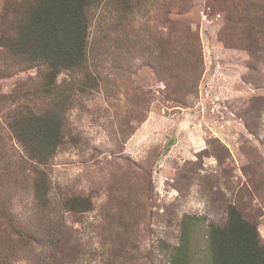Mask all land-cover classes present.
<instances>
[{
    "label": "rangeland",
    "instance_id": "rangeland-1",
    "mask_svg": "<svg viewBox=\"0 0 264 264\" xmlns=\"http://www.w3.org/2000/svg\"><path fill=\"white\" fill-rule=\"evenodd\" d=\"M93 12L97 79L60 73L69 131L49 163L26 154L8 114L17 92L43 106L46 67L8 72L0 46V264H169L185 215L224 223L230 205L264 242V0H102ZM78 194L89 210L61 206Z\"/></svg>",
    "mask_w": 264,
    "mask_h": 264
},
{
    "label": "trees",
    "instance_id": "trees-1",
    "mask_svg": "<svg viewBox=\"0 0 264 264\" xmlns=\"http://www.w3.org/2000/svg\"><path fill=\"white\" fill-rule=\"evenodd\" d=\"M101 1L6 0L0 14V46L6 58L3 69L11 72L46 67L45 90L42 97L39 95L43 106L33 99L27 102L29 97L18 92L9 95L10 103H16L10 104L15 107L8 112L13 134L26 154L40 164L49 163L67 144L65 109L72 97H62L58 91L60 73L66 71L79 81L97 79L90 68V31L93 10ZM49 191L46 173L38 169L33 192L43 214L52 202ZM60 204L69 210L85 211L92 201L78 194L64 198ZM205 219L195 214L182 218L180 243L170 252L169 264H264V242L258 225L246 219L239 208L230 205L224 223L206 224Z\"/></svg>",
    "mask_w": 264,
    "mask_h": 264
}]
</instances>
